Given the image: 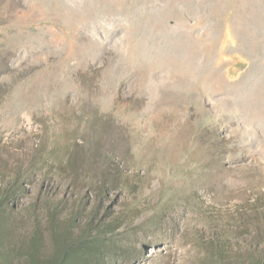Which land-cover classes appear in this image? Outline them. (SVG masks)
I'll use <instances>...</instances> for the list:
<instances>
[{
	"label": "rangeland",
	"instance_id": "rangeland-1",
	"mask_svg": "<svg viewBox=\"0 0 264 264\" xmlns=\"http://www.w3.org/2000/svg\"><path fill=\"white\" fill-rule=\"evenodd\" d=\"M15 180L11 264L37 227L49 249L48 200L64 227L104 184L119 264L264 258V0H0V195Z\"/></svg>",
	"mask_w": 264,
	"mask_h": 264
},
{
	"label": "trees",
	"instance_id": "trees-1",
	"mask_svg": "<svg viewBox=\"0 0 264 264\" xmlns=\"http://www.w3.org/2000/svg\"><path fill=\"white\" fill-rule=\"evenodd\" d=\"M71 164L72 162L69 165ZM26 187L27 185L22 181L15 180L0 195V205L7 215L9 213L6 210H13L15 207L13 203L21 193L26 191ZM91 187L92 184L88 183L86 197L92 193ZM110 193L111 190L104 184L100 195L97 196L98 204H92L94 199L88 197L90 201L84 207L76 210L73 216L66 220L64 227L57 224L60 216L59 214L57 217L58 204H51L48 200L47 215H49L48 230L50 234L47 242L50 244L49 249L46 250L47 243L44 242L46 239L37 227L32 235L23 242V246L21 245L24 252H20L17 259L24 264H119L118 258L121 253L126 251L128 242L125 238L110 241L109 236L115 235L118 230V226L112 228L117 218L107 221L106 218L97 219L96 217V212L100 210H103L106 215H112L110 213L111 206L105 205L106 201L110 199ZM83 215L84 218H87L84 229L80 232L74 231L80 227ZM0 219L4 223L6 217H0ZM1 227L0 223V264H11V257L14 255L15 249L11 254L6 241L7 229L4 224L3 230ZM206 252L207 261L210 264H224L226 261L223 250L217 246L206 247ZM250 260L253 264H264V258L257 259L252 256Z\"/></svg>",
	"mask_w": 264,
	"mask_h": 264
}]
</instances>
